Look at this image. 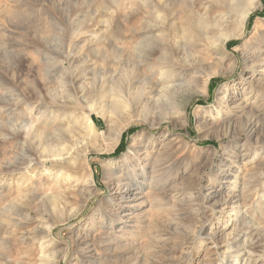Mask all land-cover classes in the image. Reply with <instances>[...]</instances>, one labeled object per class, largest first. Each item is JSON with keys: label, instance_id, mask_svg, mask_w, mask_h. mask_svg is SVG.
<instances>
[{"label": "rangeland", "instance_id": "1", "mask_svg": "<svg viewBox=\"0 0 264 264\" xmlns=\"http://www.w3.org/2000/svg\"><path fill=\"white\" fill-rule=\"evenodd\" d=\"M0 264H264V0H0Z\"/></svg>", "mask_w": 264, "mask_h": 264}, {"label": "bare ground", "instance_id": "2", "mask_svg": "<svg viewBox=\"0 0 264 264\" xmlns=\"http://www.w3.org/2000/svg\"><path fill=\"white\" fill-rule=\"evenodd\" d=\"M248 14H249V11H246L244 14H243V16H242V19H241V24L243 25V22L246 20V18H247V16H248ZM138 45H140V44H138ZM87 118H86V120H87V124H88V128H90V129H92V127H91V124H90V119H89V117L88 116H86ZM29 128V127H28ZM52 163H55L54 161H52ZM121 173H120V171H115V180H118V175H120ZM147 184V183H146ZM139 186V183H136V181H134L129 187H127V189L125 190L126 191V195H124V196H122L120 199L121 200H123V199H125L126 200V198H128V199H130V200H132L131 202H135V203H137V199H133V198H131V195H133V192L135 191L134 190V188L136 189L137 187ZM145 188V187H144ZM126 196H128V197H126ZM142 203H144V201H142V202H139L137 205H141ZM228 203V202H227ZM120 215L118 216V217H120V218H126L127 217V214L125 215V213H126V210H123L122 208L120 209ZM124 213V214H123ZM104 216H107V214H105ZM117 217V218H118ZM109 219L112 221H115V219H113V218H111V217H109Z\"/></svg>", "mask_w": 264, "mask_h": 264}]
</instances>
